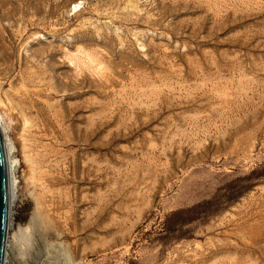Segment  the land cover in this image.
I'll use <instances>...</instances> for the list:
<instances>
[{
  "label": "rangeland",
  "instance_id": "rangeland-1",
  "mask_svg": "<svg viewBox=\"0 0 264 264\" xmlns=\"http://www.w3.org/2000/svg\"><path fill=\"white\" fill-rule=\"evenodd\" d=\"M0 113L3 264H264V0H0Z\"/></svg>",
  "mask_w": 264,
  "mask_h": 264
},
{
  "label": "water",
  "instance_id": "water-1",
  "mask_svg": "<svg viewBox=\"0 0 264 264\" xmlns=\"http://www.w3.org/2000/svg\"><path fill=\"white\" fill-rule=\"evenodd\" d=\"M8 182L6 180V160L4 158L3 140L0 136V264H2L1 256L5 244V232L7 225V200Z\"/></svg>",
  "mask_w": 264,
  "mask_h": 264
},
{
  "label": "bare ground",
  "instance_id": "bare-ground-1",
  "mask_svg": "<svg viewBox=\"0 0 264 264\" xmlns=\"http://www.w3.org/2000/svg\"><path fill=\"white\" fill-rule=\"evenodd\" d=\"M5 123H6L5 117L2 113H0V136H1V140H3L4 158L6 160V180L8 182V197L10 199L13 196L14 187L16 185L14 173H12V168L15 165V159L12 158L11 154H10V152L12 150V143H11L9 135L6 133L7 131H6ZM5 245L6 244H4V246ZM3 256H4V254L2 252V256H1L2 264H3V260L5 258V256H4V258H3Z\"/></svg>",
  "mask_w": 264,
  "mask_h": 264
}]
</instances>
